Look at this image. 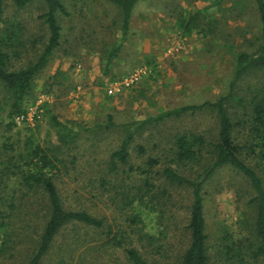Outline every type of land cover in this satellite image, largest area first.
I'll use <instances>...</instances> for the list:
<instances>
[{
    "label": "rangeland",
    "instance_id": "374dc122",
    "mask_svg": "<svg viewBox=\"0 0 264 264\" xmlns=\"http://www.w3.org/2000/svg\"><path fill=\"white\" fill-rule=\"evenodd\" d=\"M4 3L2 19L6 32L22 35L28 31V35L36 37L40 32L37 17L46 10L44 0H32L23 8H17L14 0ZM64 3L70 14L60 15L61 46L34 77L31 91L23 100V113H13L12 98L0 84V162L10 145L18 151L36 143L52 150L59 146L58 149L67 152L63 158L70 166L64 172L66 169L60 164L62 169L56 180L67 206L79 205L106 215L112 224L124 221L125 213H140L145 230L170 243L174 253L186 244L188 190L169 187L176 201L172 210L175 216L167 214L164 218L152 202L137 200L128 204V199L124 204L121 202V193L132 183L140 182L136 173L129 178L116 176L125 178L124 182L111 175L117 187L100 188V171L110 152L122 141V123L185 104L213 101L226 91L234 66L233 49L246 48V38L259 25L253 0H139L132 11L126 41L112 59L109 52L121 36L120 8L108 0H64ZM192 16L196 18L190 26L195 27L187 31ZM253 74L247 77L248 81L264 83V69ZM109 115L117 126L108 131L91 129L96 123H105ZM54 117L81 131L70 151L59 141ZM216 129V114L210 109L149 126L130 144V162L145 167L148 156L170 153L173 138L180 132L210 137ZM139 144L144 147L143 153L138 152ZM73 156L77 157L74 164ZM11 184L2 192L5 203L1 205L2 197L0 208L14 213L13 226L19 227L29 208L11 199L17 189ZM247 189L241 177L228 167L219 169L205 185L212 264L217 261L214 249L223 230L239 234L242 212L249 210ZM96 191L102 194L96 195ZM42 213L38 211L36 229L44 219ZM76 234L79 243L86 239L97 244L101 237L94 230L68 226L58 235L54 250L43 264H57L60 248ZM93 248L85 253V261L78 259L81 264H120L116 258L120 252L98 253ZM9 255L10 252L0 255V261L22 264L24 254L13 258Z\"/></svg>",
    "mask_w": 264,
    "mask_h": 264
},
{
    "label": "trees",
    "instance_id": "16d2710c",
    "mask_svg": "<svg viewBox=\"0 0 264 264\" xmlns=\"http://www.w3.org/2000/svg\"><path fill=\"white\" fill-rule=\"evenodd\" d=\"M31 1L14 0V4L23 8ZM108 1L120 8L122 16L120 40L108 56L112 59L126 41L132 11L139 0ZM44 4L46 10L37 17L40 32L32 38L28 31L22 35L6 32L5 20L2 19L5 3L0 0V24H3L0 25V84L12 98L13 113L25 111L23 100L31 91L34 77L48 64L62 43L60 15L70 14L67 6L64 0H44ZM253 4L259 25L253 35L246 38V48L233 49L231 46L234 66L226 91L213 101L185 104L144 119L122 123V141L110 152L106 165L100 171V188L117 187L111 175L124 182L125 178L136 173L140 182L132 183L121 193V202L126 203L125 199L129 200L128 204L137 200L152 202L164 218L167 214L175 216L172 210L176 201L169 187L187 189L190 201L184 247L171 252L170 243L145 230L140 213H125L124 221L112 224L106 215L93 213L79 205L67 206L56 181L61 166L66 169L64 172L70 169L63 158L67 152L58 149L59 146L52 150L36 143L19 151L11 145L6 147L4 161L0 162V199L2 192L12 183L17 189L13 190L15 194L11 199L14 198L17 205L25 204L29 208L19 227L13 226L16 222L14 213L0 208V255L10 252L9 257L13 258L24 254L22 264H43L54 250L60 232L68 226H79L100 234V242L93 244V240L84 239L79 243L78 235H74L73 241L60 248L57 264H81L79 260L85 261V253L93 246L98 253L103 250L113 254L120 252V256L116 255L120 264H212L204 188L219 169L228 167L248 186L246 204L249 210L242 212L238 235L228 229L223 230L214 249L216 264H264V83L247 80L249 75L264 69V0H253ZM195 18H190L187 31L195 27L190 26ZM205 109L216 114L214 136L180 132L173 138L170 153L148 156L145 167L134 166L130 162V144L144 129ZM53 120L59 141L70 151L81 131L57 117ZM115 126L112 115H109L105 123H96L91 129L108 131ZM137 148L139 153L145 151L143 145L139 144ZM76 159L73 156L71 163H76ZM120 174L126 177L123 180L116 177ZM95 194L101 195L102 191ZM1 201V205L5 203L4 197ZM14 206L10 205V208ZM41 210L44 219L36 229L35 221ZM80 248L83 251L78 252ZM0 264L11 263L0 261Z\"/></svg>",
    "mask_w": 264,
    "mask_h": 264
}]
</instances>
